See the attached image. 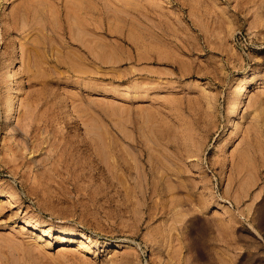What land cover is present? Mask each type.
<instances>
[{
  "label": "rangeland",
  "instance_id": "rangeland-1",
  "mask_svg": "<svg viewBox=\"0 0 264 264\" xmlns=\"http://www.w3.org/2000/svg\"><path fill=\"white\" fill-rule=\"evenodd\" d=\"M0 264H264V0H0Z\"/></svg>",
  "mask_w": 264,
  "mask_h": 264
},
{
  "label": "bare ground",
  "instance_id": "bare-ground-1",
  "mask_svg": "<svg viewBox=\"0 0 264 264\" xmlns=\"http://www.w3.org/2000/svg\"><path fill=\"white\" fill-rule=\"evenodd\" d=\"M13 67V66H12ZM15 71V70H14ZM13 69L11 70V73H14ZM254 80L249 79L245 80L242 82L239 88H237L236 92L234 93V96L231 99L230 105H229V112H228V117H227V122L225 123L224 130L225 129H230L234 127L235 125V118L240 112V103H241V98L244 95V93L249 89L250 85L253 83ZM16 95L12 93L10 96L9 100V108L7 111V119H14L17 114V102H16ZM37 227V226H35ZM50 230L45 229L44 235H48ZM51 234V233H50ZM40 239V238H39ZM71 241H77L75 239H72ZM80 242V247L86 250H89V243L85 239H79Z\"/></svg>",
  "mask_w": 264,
  "mask_h": 264
}]
</instances>
